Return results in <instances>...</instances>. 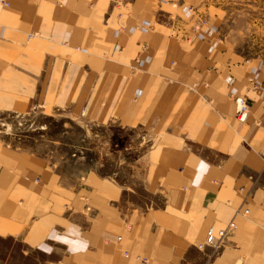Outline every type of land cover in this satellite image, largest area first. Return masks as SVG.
<instances>
[{"label": "crops", "instance_id": "obj_1", "mask_svg": "<svg viewBox=\"0 0 264 264\" xmlns=\"http://www.w3.org/2000/svg\"><path fill=\"white\" fill-rule=\"evenodd\" d=\"M219 1L218 32L187 40L199 0H0V114L60 109L124 143L105 172L0 137V264H264V13Z\"/></svg>", "mask_w": 264, "mask_h": 264}, {"label": "rangeland", "instance_id": "obj_2", "mask_svg": "<svg viewBox=\"0 0 264 264\" xmlns=\"http://www.w3.org/2000/svg\"><path fill=\"white\" fill-rule=\"evenodd\" d=\"M207 0L195 2L193 7L196 9V15H203L209 18L211 12L207 10ZM220 4L230 12L237 14L239 8L245 9L247 14L264 13V0H220ZM212 7V6H211ZM183 12V11H182ZM183 17H178L184 23H192L191 17L182 13ZM163 18L162 16H160ZM47 107L31 108L26 114L1 113L0 114V137L8 140L10 143L34 151L54 154H61L65 159L70 160L68 167L71 169H85L95 167L97 164L105 163V149H120L124 143L119 141H101L104 135L110 131L104 127H90L89 134L96 133V137H86L88 128L79 120L71 119L63 110H46ZM119 133L118 130H114ZM91 132V133H90ZM113 132V131H112ZM97 137V138H98ZM109 138V137H107ZM133 154H135L133 152ZM133 160V157H130ZM118 160V158H115ZM107 167V168H105ZM100 168V167H97ZM102 171L108 172L111 168L101 165ZM134 200H149L145 190L138 189L137 193L132 194ZM6 241L3 246H8Z\"/></svg>", "mask_w": 264, "mask_h": 264}, {"label": "built area", "instance_id": "obj_3", "mask_svg": "<svg viewBox=\"0 0 264 264\" xmlns=\"http://www.w3.org/2000/svg\"><path fill=\"white\" fill-rule=\"evenodd\" d=\"M183 12L185 15L191 17L192 23L190 24L189 31L191 35L188 33V31H184L181 33L182 36H185L187 40H191L193 38H199V39H208L211 37L212 34L217 33V26L214 25L213 23L211 24L210 19L207 17H204L203 15H196V9L191 5V6H185L183 9ZM153 28V25L150 21H143L141 23H138L134 25V27H131L129 29L130 32H134V30H140L142 32H149ZM115 51L119 52L120 46L115 45L114 46ZM143 51L148 50V46L146 44H141V48ZM149 57L140 58L136 57L135 62L133 65H131V69L134 71L138 65L144 60H148ZM251 86L252 88H255L257 86V82L255 79L251 80ZM230 96L235 102V116L236 119L239 123H243L246 121L247 116L249 115L250 107H249V100L242 96V95H237L236 92L232 89ZM235 226V223L233 221H230L228 223V226L226 229H219L215 230L213 227H210L206 231V237L203 243H200L198 245V248L201 249L204 247L205 244H214L217 241V237L223 236L227 234L228 229H233ZM141 261H146L145 258H142Z\"/></svg>", "mask_w": 264, "mask_h": 264}]
</instances>
